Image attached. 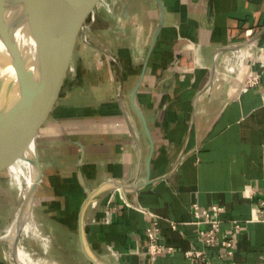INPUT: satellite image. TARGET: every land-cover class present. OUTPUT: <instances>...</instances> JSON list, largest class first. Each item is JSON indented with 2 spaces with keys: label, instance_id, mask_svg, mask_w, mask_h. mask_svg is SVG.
<instances>
[{
  "label": "crops",
  "instance_id": "1",
  "mask_svg": "<svg viewBox=\"0 0 264 264\" xmlns=\"http://www.w3.org/2000/svg\"><path fill=\"white\" fill-rule=\"evenodd\" d=\"M161 3L162 27L136 92L153 146L131 94L160 23L159 1L96 0L84 54L72 52L53 110L50 102L38 110L41 210L72 232L75 248L87 190L120 180L128 190L110 185L86 210L89 243L104 263L264 264V0ZM238 56L247 61L241 72L225 67ZM253 61L260 78L244 91ZM195 204L223 207L213 242ZM151 234L163 248L154 257Z\"/></svg>",
  "mask_w": 264,
  "mask_h": 264
},
{
  "label": "water",
  "instance_id": "2",
  "mask_svg": "<svg viewBox=\"0 0 264 264\" xmlns=\"http://www.w3.org/2000/svg\"><path fill=\"white\" fill-rule=\"evenodd\" d=\"M160 4V23L154 35L152 44L149 48L146 61L144 64V70L141 78L138 81L136 87L131 94V100L133 107L142 117L145 130L153 141L150 135V131L144 116V113L137 101L136 92L141 80L145 74V69L150 57V54L156 44L159 30L162 27L163 22V6L161 0H158ZM95 2L96 0H32L28 6L24 16L16 23L8 25L4 30L0 31V39L4 44L9 55V62L12 64L14 69V77L8 78L7 80L0 75V153L9 156L18 154L24 156L25 152H20L12 145H6L4 142V135L2 128L7 126H15V129L25 133L28 137H31L34 147L35 144V130L37 125V118L39 108H43L51 102L46 97L49 92L51 85L46 87L41 85V82H36L35 77L38 75L40 80L47 76L56 78L58 72L64 69L65 64L62 62L61 57L66 53L71 57L73 52V46L75 41L76 30L83 23V39L87 43L89 41L86 38V31L90 27L91 23L88 21L90 15L94 19L95 14ZM23 25V26H22ZM24 27L28 31L30 38V51L27 56L22 49L19 47L16 41V31ZM251 42V41H249ZM240 45H232L230 48H238ZM218 52V51H217ZM214 69V68H213ZM16 87L17 93H13V88ZM32 93V99L26 100V106L29 113V123L15 124L13 111L14 107L21 103V100L28 92ZM44 92V93H43ZM57 93L53 90V96ZM55 97V96H54ZM10 121V122H9ZM7 131H4L6 134ZM36 150V148H35ZM26 156V155H25ZM31 160V159H30ZM31 163L37 169V153L32 158ZM149 180V177L148 179ZM122 187L128 190L127 185L120 180H111L97 188L87 190V196L81 204L78 213V240L82 253L89 261V264H106L104 263L95 251L92 249L87 235V218L86 210L88 205L96 198V195L103 189L109 188V186ZM37 178L33 184V187L28 193V198L24 199L23 204L26 202V207L30 204V198L36 190ZM27 200V201H25ZM26 208V209H27ZM11 220V219H10ZM1 237V235H0ZM0 240H5L0 238ZM10 242V241H9ZM21 243V241H20ZM14 260L16 264H21L18 261V245L17 240L10 242Z\"/></svg>",
  "mask_w": 264,
  "mask_h": 264
},
{
  "label": "rangeland",
  "instance_id": "3",
  "mask_svg": "<svg viewBox=\"0 0 264 264\" xmlns=\"http://www.w3.org/2000/svg\"><path fill=\"white\" fill-rule=\"evenodd\" d=\"M83 27L84 25L82 23L76 30L73 53L78 51L79 54H84L86 41H84L82 35ZM73 57V54L70 57L66 53L61 57V59H63V61L61 60V63L63 62L65 67L60 72H58V76L56 78L52 76L48 78L45 76L42 78L43 80H40L38 75L35 77L37 83L42 81L41 85L43 87H46V84L49 86L51 85L48 94H46V97L49 100L51 99V102L48 107H45L46 110H53L51 103L54 100L55 95L53 96V90H55V87H57V85L60 83L63 85H65V83L66 85L68 84V74L66 73V70L71 69V66L74 64ZM81 63L83 65L86 64L84 57L81 59ZM5 144L7 145V143ZM35 151L37 153V148ZM17 155L18 156L12 155L13 157H11L9 155L7 156L6 154L0 153V235L9 228V222L11 216L14 214L15 207L21 202H24V199L21 201L20 197H22L25 192L24 186H26L27 183V173L21 164H19L20 166L17 165L15 160L17 158L23 157L20 154ZM11 158L15 160L10 162ZM36 176L38 177L37 169ZM35 201L37 204H35ZM41 202L40 196L38 198V195L35 191L33 193L31 203L33 221L38 227H42V230L45 231L42 232V238L25 237L21 239L22 243H20V245L22 247L23 253L27 255V257L35 259L33 264H89V261L86 259L80 249L79 242H76L75 248L72 246L74 243V241H70V238H72V232L70 233L63 228L59 229V226L54 223L47 215H45V213H43L41 210V206H43ZM46 238H49L48 241H50V243ZM46 241L48 242L49 247L44 246ZM10 242L6 239L0 240V257L3 261L2 264H16ZM22 258L23 257L21 254L18 253V261H20L21 264H25L23 261L24 258L23 260Z\"/></svg>",
  "mask_w": 264,
  "mask_h": 264
},
{
  "label": "bare ground",
  "instance_id": "4",
  "mask_svg": "<svg viewBox=\"0 0 264 264\" xmlns=\"http://www.w3.org/2000/svg\"><path fill=\"white\" fill-rule=\"evenodd\" d=\"M31 2L32 0H0V31L4 30L8 25H12L18 22L26 13V10L28 6L31 4ZM15 34H16V41L19 47L27 56H29L30 38L27 29H25L24 27H20ZM7 52L8 51L6 50L4 44L1 42L0 39V75L4 77L6 80L8 78L14 77L13 76L14 69L12 64L9 62V55ZM13 89H14L13 93L15 92L17 93L16 87H14ZM31 99H32V93L29 91L25 95V97H23L21 103L14 107V111L12 114L14 117L13 121H15L14 125L19 123L21 124L24 123L25 125H27L29 123L30 118H29L28 108L26 106V100H31ZM2 130L3 133L1 132V134L4 135V142L7 143V145H12L16 147L20 152H25L26 155L17 158L16 160L13 158H11L10 160V162H13L15 160L17 165L21 164V166H23V168L26 170L27 173L26 175L27 183L26 186H24L25 192L22 195V197H20L22 201L23 199L28 198V193L30 189L33 187L34 182L36 181V168L31 163L32 158L36 154L35 147L34 144L32 143L31 137L30 136L28 137V135H26L25 133H22L17 129H15V126L9 127V123H8V125L4 126ZM5 130L7 131L6 134H4ZM17 154L16 156H18ZM109 189L110 188H105L101 190L96 195V197L97 198L101 197L105 192L109 191ZM29 201L30 204H28L29 205L28 208L26 207V202L24 204L21 202L22 204L20 203L18 206L15 207L14 214L11 216V220L9 222V226H8L9 228L7 229V231L1 234L0 237L11 242L17 240L18 253L21 254V256L24 258V260L23 258L22 260L25 262V264H32V263L27 258V255L23 253L22 247L20 245V241L21 239L31 235V232H35V229L37 227L33 221V216L31 212V198Z\"/></svg>",
  "mask_w": 264,
  "mask_h": 264
},
{
  "label": "built area",
  "instance_id": "5",
  "mask_svg": "<svg viewBox=\"0 0 264 264\" xmlns=\"http://www.w3.org/2000/svg\"><path fill=\"white\" fill-rule=\"evenodd\" d=\"M87 38V36H86ZM88 40V39H87ZM237 49V48H236ZM246 57L245 56H238L236 59L235 63H226V68L231 69L233 71H238L241 72L246 65ZM255 62L253 61L249 72L247 73V77L245 79V82L243 84L242 89L246 91L248 88L256 85L259 81L260 78V72L254 70ZM223 210V207L217 206V205H212L207 208L201 209L197 204L194 205V214L198 218L199 222H205L211 224V229L207 231L204 234L205 240L207 242H213L216 239V233L215 230L219 225V219L218 215L219 213ZM260 213H264V204L261 203V206L259 208ZM173 227L176 226V223L172 224ZM236 226H239V222L237 223L236 221ZM223 245H231L232 242L229 240H224ZM163 250L162 246L158 243L157 236L151 234L149 236V253L154 257L158 253H160ZM189 254H195L197 256H201L202 252L201 251H190L188 252Z\"/></svg>",
  "mask_w": 264,
  "mask_h": 264
}]
</instances>
